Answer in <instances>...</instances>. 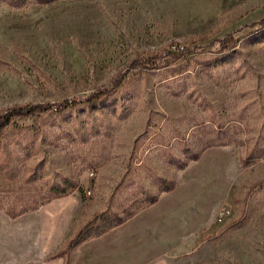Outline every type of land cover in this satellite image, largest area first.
<instances>
[{"label":"rangeland","instance_id":"374dc122","mask_svg":"<svg viewBox=\"0 0 264 264\" xmlns=\"http://www.w3.org/2000/svg\"><path fill=\"white\" fill-rule=\"evenodd\" d=\"M262 19L264 0H0V114L78 103L0 131L2 257L81 264L96 235L186 182L201 209L167 218L166 250L143 264H264V26H251ZM120 76L110 97L84 104ZM63 185L73 194L48 202ZM55 202L72 211L66 226L43 216ZM22 210L39 231L20 233L22 215H10ZM80 230L89 239L71 249Z\"/></svg>","mask_w":264,"mask_h":264},{"label":"crops","instance_id":"0c3cea01","mask_svg":"<svg viewBox=\"0 0 264 264\" xmlns=\"http://www.w3.org/2000/svg\"><path fill=\"white\" fill-rule=\"evenodd\" d=\"M218 156V154L212 153L207 159L218 158ZM202 174L203 170H198L197 168L188 173L192 178L198 175L201 177ZM193 187V185L185 182L181 187L167 194L142 214L98 238L95 241L96 243L92 242L87 247L85 246V249L83 248L84 254L81 256V264H134L138 262L143 264L159 255L166 250L164 246L167 240L161 239L159 235L170 231L167 218L175 217L177 220L181 219V221H184L186 211L199 210L200 207L196 205V199L193 197L195 192ZM55 204L58 205L56 207L51 205L48 209L42 211L43 216L46 218L50 213L63 215L60 218L63 221L60 225L66 226L65 222L68 223V214L72 211L65 202H55ZM61 211L64 213H61ZM192 215L190 214L189 216ZM196 215H200V213ZM24 218L25 215H22V218L19 219L20 223L17 225L22 235L24 234V229L26 230L28 226H34L39 231L40 223L37 222L34 225L32 221V225H30L29 219L25 220ZM57 218L59 217L48 219V226L51 227L50 224L52 222L57 226L58 224L54 222V220L57 221ZM26 222L28 223L27 225H25ZM2 223L5 226L0 227L1 232L2 230L5 232L0 237V249L8 245L7 238L9 236L7 235L8 219L2 220ZM172 229L175 231L174 228ZM32 230L34 231V229ZM4 244L6 245L5 247L3 246ZM3 254L5 253L0 251V264H41V259L39 258L10 259L9 257H2Z\"/></svg>","mask_w":264,"mask_h":264},{"label":"trees","instance_id":"16d2710c","mask_svg":"<svg viewBox=\"0 0 264 264\" xmlns=\"http://www.w3.org/2000/svg\"><path fill=\"white\" fill-rule=\"evenodd\" d=\"M8 2V4L12 7H19L21 4L25 2V0H5ZM53 0H37L38 3L40 4H48L52 2ZM257 25H260L261 27L264 26V19H262L260 22L252 24V27H255ZM223 49H227L230 46H232L235 43V39L232 35H227L223 40L219 41ZM197 52V49H195ZM177 52H182V51H173L167 53V55H152L149 59L147 60H135L132 64V66L135 68L141 67L145 68L146 70L148 69H154L156 66V63L158 60L165 59L167 56L168 57H177L179 56ZM124 81V76H120L118 80L115 82V86L112 89L109 90H101L98 91L97 93L92 94L86 101H84V104L86 105H96L102 100L110 97L114 91L121 86V84ZM78 103L76 101H64L62 103H45V104H30L26 106H17L14 108H10L0 114V131L6 130L15 119L18 118H23V117H30V116H39L41 114H46V113H63L67 111L69 108L76 106ZM75 189H70L66 186H56L52 188L51 191V197L48 199V202L52 200H58V199H63L71 194ZM169 192V190H168ZM158 200L155 199L152 202H150V205L155 204ZM27 210H22L20 213L15 214V215H10L12 219H16L17 217H20L21 215L27 213ZM124 221H120L117 225H114L110 227L109 230L103 231L96 235V238L103 236L104 234L108 233L110 230L121 226L124 224ZM89 238L86 236L85 230L82 231L80 230L79 233L72 239L69 243V247L71 249L76 248L77 246L81 245L83 242L87 241Z\"/></svg>","mask_w":264,"mask_h":264},{"label":"built area","instance_id":"2783aa9c","mask_svg":"<svg viewBox=\"0 0 264 264\" xmlns=\"http://www.w3.org/2000/svg\"><path fill=\"white\" fill-rule=\"evenodd\" d=\"M228 218H229V209L224 208V209L220 212L218 219H222V223H223V222L226 221Z\"/></svg>","mask_w":264,"mask_h":264}]
</instances>
